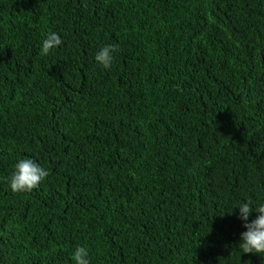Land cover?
<instances>
[{"label": "trees", "instance_id": "16d2710c", "mask_svg": "<svg viewBox=\"0 0 264 264\" xmlns=\"http://www.w3.org/2000/svg\"><path fill=\"white\" fill-rule=\"evenodd\" d=\"M24 158L48 175L13 192ZM247 201L264 204V0H0V264L78 246L90 264H264L239 248Z\"/></svg>", "mask_w": 264, "mask_h": 264}, {"label": "clouds", "instance_id": "9594fccd", "mask_svg": "<svg viewBox=\"0 0 264 264\" xmlns=\"http://www.w3.org/2000/svg\"><path fill=\"white\" fill-rule=\"evenodd\" d=\"M63 43L61 37L56 32H50L42 41L41 54L48 55L51 50ZM119 45H105L95 55V61L103 68L111 67L113 53L117 52ZM48 172L31 158L21 159L14 165V172L10 178V188L13 192L31 191L47 177ZM239 219L243 227L247 229L241 233L239 248L242 253L264 254V204H260L253 209L252 202L247 201L239 204ZM253 212L258 216L249 221ZM88 249L78 246L73 252L71 259L74 264H90Z\"/></svg>", "mask_w": 264, "mask_h": 264}]
</instances>
